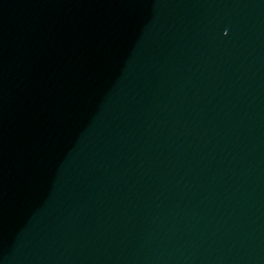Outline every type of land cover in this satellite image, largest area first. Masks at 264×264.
<instances>
[{"label":"water","instance_id":"water-1","mask_svg":"<svg viewBox=\"0 0 264 264\" xmlns=\"http://www.w3.org/2000/svg\"><path fill=\"white\" fill-rule=\"evenodd\" d=\"M0 264H264V0H0Z\"/></svg>","mask_w":264,"mask_h":264}]
</instances>
